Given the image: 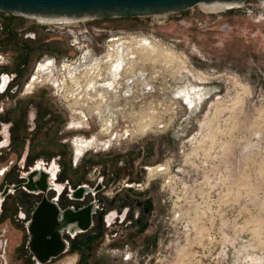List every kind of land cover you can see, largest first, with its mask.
<instances>
[{"label":"rangeland","instance_id":"374dc122","mask_svg":"<svg viewBox=\"0 0 264 264\" xmlns=\"http://www.w3.org/2000/svg\"><path fill=\"white\" fill-rule=\"evenodd\" d=\"M0 55V72L16 73L13 83L21 88L5 114L15 122L14 151L1 155L0 169L30 139L31 159L61 157L71 188L96 189L102 180L95 200L104 212L125 206L139 212L130 223H95L48 264L73 256L75 264H264L261 2L76 25H42L0 11ZM49 60L58 85L23 95ZM86 73L93 80L88 88ZM140 74L147 89L138 79L127 89ZM30 107L38 112L34 132ZM75 139L90 146L81 156ZM5 177L0 192L15 178ZM24 195L13 192L4 201L0 264H36L27 225L14 215Z\"/></svg>","mask_w":264,"mask_h":264},{"label":"flooded vegetation","instance_id":"af4514ba","mask_svg":"<svg viewBox=\"0 0 264 264\" xmlns=\"http://www.w3.org/2000/svg\"><path fill=\"white\" fill-rule=\"evenodd\" d=\"M111 56V54L107 55V62H109ZM118 67L119 63H117L115 67L112 66L111 68V71L115 76L118 73ZM53 69V65H47L39 68V71H37V74L34 76L32 81H29V83L27 82L25 84L23 95L33 93L37 85H42L45 83L58 85L59 81H57V79L52 76ZM68 72L70 74L71 71L69 70ZM70 76L72 78L71 80L77 82L76 76L72 75V73L70 74ZM86 76H88V82L86 86V88H88L92 85L91 83L93 82V80H91V78L89 79L88 73H86ZM16 78V73L10 74L5 71L0 72V143L4 144V146L0 148V157L4 153H12L14 151L12 135L15 129V122H13L14 119L12 118H6L5 114H7L9 111L12 112L14 110L13 108L17 105L19 94H21L19 83H13ZM31 108L32 107L29 108L30 110L28 113V122L31 126V128L29 127V130L34 132V129L37 127L35 120H37L38 118V112L36 109ZM75 140L76 151L78 155L81 156L85 153V149L90 146H87L88 142L83 139ZM29 147L30 139L27 140L25 146L22 148L23 150H20L18 152L16 159H13L12 165L8 168L7 173L5 174V176L8 178H15L6 181L4 180L5 182L3 183V188H5L6 186L10 187L8 188V194L4 197V200L2 201V204L0 206V215L4 211V201L6 200V197H8L13 192L22 191L23 193H25V195L23 196L21 202H17L15 204L16 212L14 215L17 220H22L24 223H26L27 226L32 220V213L38 210V208L44 201L51 204H56L61 211L71 209L79 210L82 207L94 203L96 205V211H94L95 213L93 214V224L92 227H90L91 229L94 227L95 223H98L97 225H103V223L111 225L112 223H115L117 221L119 222V224L125 222L126 220H128L129 223L130 221H132L131 217L133 214L132 212L130 213L129 206H125L122 210H120L121 212L117 210H109L108 212H104V209L100 204L97 203V199L95 198V195L99 193V190L93 193V186H90V191L84 193L83 196L79 198L78 196H80L81 192L78 191V188L84 187V185H89L86 183H82L76 185L74 188H71L70 179L64 178L61 175L63 171L62 165L60 163L61 157L52 156L47 160L44 158H40V156H37L31 159V150ZM79 156L75 158L76 163H78L80 158H82ZM10 174L14 176H10ZM25 184L28 185L25 186ZM15 186L17 187L12 188ZM88 195H91L89 200L86 199ZM133 216H135L136 219H139V212L135 213ZM78 224L79 223L77 222L75 224L68 225V227L64 228L63 230V236L65 239H68L70 241V246L72 244L71 239L75 238L76 235L78 236L79 233L87 232H76L75 235L72 236L70 233V229L78 230L80 228ZM34 261L36 262L35 259ZM70 261L75 264L76 257H68V259L64 261L63 264H66Z\"/></svg>","mask_w":264,"mask_h":264},{"label":"water","instance_id":"95a60500","mask_svg":"<svg viewBox=\"0 0 264 264\" xmlns=\"http://www.w3.org/2000/svg\"><path fill=\"white\" fill-rule=\"evenodd\" d=\"M226 1L244 2L247 0H0V11L16 14H33L56 17H92L103 19L113 16H154L181 12L193 8L201 2ZM4 144L0 143V148ZM28 184H25L27 186ZM93 191L102 189V180ZM10 186L0 192V206L8 194ZM12 187V188H16ZM90 186L79 187L81 192H89ZM94 203L79 210L61 211L56 204L44 201L33 214L27 228L29 249L36 264H48L70 249V241L63 236L64 228L79 223L80 228L70 229L72 236L76 232L88 231L93 224Z\"/></svg>","mask_w":264,"mask_h":264},{"label":"bare ground","instance_id":"6f19581e","mask_svg":"<svg viewBox=\"0 0 264 264\" xmlns=\"http://www.w3.org/2000/svg\"><path fill=\"white\" fill-rule=\"evenodd\" d=\"M258 1L261 2V4L264 6V0H258ZM245 3H246V1H244V2H227V3H226V1H213V2H201L198 4V6H200L201 9H203L204 11L218 12V11H223V10H226L229 8H238V7L244 6ZM168 14H161V15L159 14V15H154V16L155 17H162V16H166ZM16 15H19V14H16ZM21 16L33 18L42 24H50V25L51 24H55V25L56 24H65V25L79 24V23H85L89 20L95 19V18L86 17V16L85 17H65V16L56 17V15L55 16H45V15H33V14H29V15L28 14H21ZM146 47H147V50H150V49L154 50L153 45H151V44H148ZM115 50L116 49H114V51ZM150 52H151V50H150ZM47 65H53L54 67H56L54 61L50 60V61H48V63L46 65H42L40 68H42L43 66H47ZM62 68L69 70L70 66L65 65ZM116 69H117V67H116ZM33 78H34V76L31 77L30 81H32ZM136 79L142 81V88L145 89L146 88L145 85L147 83H146V80L144 79L143 75H141V74L138 75L137 77H135L133 80L128 81V83H127L128 88L127 89L132 87V84L135 82ZM191 101H192V98H190V103H191ZM66 264H73V262L70 261Z\"/></svg>","mask_w":264,"mask_h":264},{"label":"built area","instance_id":"2783aa9c","mask_svg":"<svg viewBox=\"0 0 264 264\" xmlns=\"http://www.w3.org/2000/svg\"><path fill=\"white\" fill-rule=\"evenodd\" d=\"M79 24H81V23H79ZM73 25H76V24H73ZM83 31V33H84V36H88L89 35V33H90V31H89V29L88 28H85V29H83L82 30ZM96 32H99V29L96 31ZM95 32V33H96ZM2 55H0V57H1ZM50 61V60H49ZM52 61H54V63L56 64V62H55V60H52ZM48 62V61H47ZM46 62V63H47ZM46 63H44V64H46ZM43 64V65H44ZM42 66V65H41ZM40 66V67H41ZM33 76V75H32ZM31 76V77H32ZM12 161H13V159H11V160H9L8 161V163L5 165V166H3V167H1V169H0V176H2V175H5L6 173H7V170H8V168L12 165ZM2 241V240H1ZM0 241V242H1ZM2 243V242H1Z\"/></svg>","mask_w":264,"mask_h":264}]
</instances>
